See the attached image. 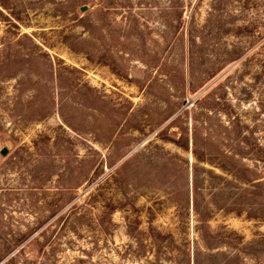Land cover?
<instances>
[{"label": "rangeland", "instance_id": "1", "mask_svg": "<svg viewBox=\"0 0 264 264\" xmlns=\"http://www.w3.org/2000/svg\"><path fill=\"white\" fill-rule=\"evenodd\" d=\"M0 264H264V0H0Z\"/></svg>", "mask_w": 264, "mask_h": 264}, {"label": "water", "instance_id": "2", "mask_svg": "<svg viewBox=\"0 0 264 264\" xmlns=\"http://www.w3.org/2000/svg\"><path fill=\"white\" fill-rule=\"evenodd\" d=\"M4 151H5V150H3V151H2V154H5V152H4Z\"/></svg>", "mask_w": 264, "mask_h": 264}]
</instances>
